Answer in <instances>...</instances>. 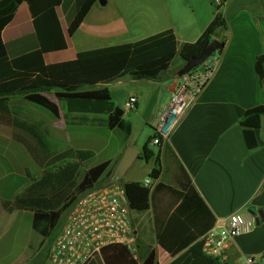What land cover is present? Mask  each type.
Returning a JSON list of instances; mask_svg holds the SVG:
<instances>
[{"label": "crops", "instance_id": "crops-1", "mask_svg": "<svg viewBox=\"0 0 264 264\" xmlns=\"http://www.w3.org/2000/svg\"><path fill=\"white\" fill-rule=\"evenodd\" d=\"M70 4L66 2L56 8L67 47L44 53L47 64L73 59L82 50L133 42L168 29L174 32L177 54L159 78L133 79L125 76L138 84L136 91L129 92L127 97L131 94L137 96L136 112L145 120L149 116L152 124L156 113L167 104L179 82L180 69L184 64L180 55L182 48L199 38L216 10L211 0H98L75 32L69 35L67 14ZM219 10L224 25L217 29L215 37L224 40V46L219 51L218 64L189 109L179 117L171 116L167 120L169 128L163 134V141L172 147L216 220L233 212L249 213L250 210L259 216V223H255L250 231L227 241V264H239L244 255H264V113L256 130V148H247L240 126L246 109L264 106V77L260 80L255 70L257 57L264 55V0H225ZM32 32L30 12L23 1L17 6L12 20L2 29L1 39L13 55L22 48L17 40ZM177 57L180 61L174 64ZM121 70L122 67H112L77 73L69 80L71 84L78 85L75 90L51 88L43 93L60 107L68 97L105 98L123 109V102H116L109 91L110 83L119 82L121 78L109 79ZM143 97L150 100L148 111L142 110L143 101H146ZM29 106L46 116L44 121H38L48 130L53 128V118L57 117L34 103ZM123 111L126 120L129 111ZM11 118L13 121L12 115ZM127 122L132 131L131 122ZM162 150L159 146L161 175L148 183L149 208L131 211L134 232L126 246L138 263L143 262L151 250L157 264H169L178 255L171 256L158 243L170 214L183 196L173 176L175 167L165 160ZM138 158L142 162L140 155ZM145 163L144 175L149 174L155 159ZM145 179L123 178L121 183H144ZM186 260L195 259L190 256L182 259Z\"/></svg>", "mask_w": 264, "mask_h": 264}, {"label": "trees", "instance_id": "trees-1", "mask_svg": "<svg viewBox=\"0 0 264 264\" xmlns=\"http://www.w3.org/2000/svg\"><path fill=\"white\" fill-rule=\"evenodd\" d=\"M23 1L27 3L30 12L33 32L17 40L21 42L22 48L12 55L1 39V31L12 20L17 6ZM97 1L0 0V113L12 115L15 130L29 129L31 139L23 137L16 131L12 132V138L24 146L38 165L50 167L47 172L45 171L46 175H43V178L33 181L22 192L16 194L12 201H7L5 204L29 212L31 228L44 237L57 228L56 222L62 217L63 197L60 192L72 190L83 192L93 186L100 181L101 175L108 166V160L89 167L78 180L77 176L82 162L92 158L95 152L84 148L67 151L52 149L47 138L48 128L40 121L25 122L22 118L21 107L10 104L7 98L19 94L22 99L45 108L55 117H61L66 125L74 123V120L80 123L96 121L105 125L109 130L117 128L123 131V138L126 140L130 135L131 125L124 120L123 109L113 100L68 97L64 99L65 103L60 107L43 92L51 88L75 90L78 85L69 82L75 74L112 67H122V70L110 78V81L125 76L133 79L155 80L169 68L177 54L175 34L168 29L133 42L82 50L70 60L45 63L44 53L67 47L56 8L65 5L66 2L71 3L67 15L69 18L68 34L72 35ZM223 25V15L216 7L212 20L199 38L182 48L180 55L184 64L180 69L181 73L185 72L187 61L190 58L199 57L206 40L209 37H215L217 29L222 28ZM221 42L224 43V40ZM255 70L261 80L264 77L263 54L257 57ZM263 113V105L253 106L243 113L240 126L245 144L249 149H254L258 145L256 130ZM89 114L93 116L89 117ZM156 136L160 140L159 146L163 149L165 160L175 167L173 176L177 186L183 191L180 202L170 214L158 238L159 245L171 256L178 254L169 264H227L202 252L200 237L214 225L216 217L192 183L172 147L163 141L162 136L155 129L154 134L142 146L140 156L146 161L154 156L148 143ZM69 158L72 161H68ZM159 158L160 153L158 152L155 156V164L148 174L153 180L161 175L162 167ZM124 187L132 210L144 211L149 208L150 185L128 181L124 183ZM182 250H185V253H180ZM189 256L195 260L182 261L184 257ZM88 264L157 263L154 261L153 250L143 262L138 263L126 245L115 243L103 247L100 256Z\"/></svg>", "mask_w": 264, "mask_h": 264}, {"label": "rangeland", "instance_id": "rangeland-1", "mask_svg": "<svg viewBox=\"0 0 264 264\" xmlns=\"http://www.w3.org/2000/svg\"><path fill=\"white\" fill-rule=\"evenodd\" d=\"M211 4L216 8L212 1ZM178 61H180L179 58H175L174 64ZM137 87V82L128 77H123L119 82L110 83L109 91L116 102L120 104L123 102L124 104L129 97H127V94L136 91ZM147 97H143V99H146L145 102L143 101V111L150 109V96ZM7 100L10 104L21 107L22 118L25 122L29 123L46 118L38 110H32L29 106L30 102L22 99L19 94L8 97ZM24 111L27 113L24 114ZM128 111L126 121L131 122L132 131L126 140L123 138V131L117 128L109 130L105 125L96 121L80 123L74 120V123L66 125L61 117H57L53 118L55 119V121H52L53 128H50L47 137L50 146L54 150L66 151L79 148L92 149L95 154L92 158L82 162L77 179L79 180L89 167L108 160V166L100 177L101 181L108 180L113 175L115 166L125 148L127 146L141 148L154 134L149 116L145 120V117H141L140 113L136 112V108ZM92 116L93 114H89V117ZM13 131L31 139L28 128L15 130L11 114L0 113V264H33L45 255L55 229L46 237L39 235L31 228L29 212L12 208L11 205H6L5 202L12 201L16 194L22 192L33 181L43 178V175H46L45 171L47 172L50 167L38 165L24 146L11 137ZM148 146L153 149L154 156L152 158L155 159L159 152V146L153 144L152 141L148 143ZM139 159L136 158L126 173L120 179H117L119 183L122 182L123 178L135 177H141V179L146 177L149 181H152L148 174L144 175L143 167L146 165V160L141 158L142 162H140ZM67 160L72 161L71 158ZM60 165L63 166V164ZM81 193L73 190L60 192L64 199H62L63 203L61 202L62 216L71 209ZM61 222L62 217L56 222V226H60Z\"/></svg>", "mask_w": 264, "mask_h": 264}, {"label": "built area", "instance_id": "built-area-1", "mask_svg": "<svg viewBox=\"0 0 264 264\" xmlns=\"http://www.w3.org/2000/svg\"><path fill=\"white\" fill-rule=\"evenodd\" d=\"M221 8L225 0H211ZM220 55L211 52L199 65L180 74V79L166 105L161 107L153 121V128L162 138L167 133V120L184 114L210 80ZM137 96L129 95L123 104L125 111L134 109ZM159 144L158 136L152 139ZM149 179L144 183L148 184ZM131 211L124 184L118 181H98L83 191L71 209L62 216L60 226L55 228L45 255L33 264H88L99 257L103 247L120 243L128 245L134 229ZM255 226L250 213L233 212L216 220L201 237L202 252L227 263V241L246 233ZM264 264V255H244L239 264Z\"/></svg>", "mask_w": 264, "mask_h": 264}, {"label": "water", "instance_id": "water-1", "mask_svg": "<svg viewBox=\"0 0 264 264\" xmlns=\"http://www.w3.org/2000/svg\"><path fill=\"white\" fill-rule=\"evenodd\" d=\"M223 46L224 43L218 40L216 37H209L206 40L199 57L190 58L187 61L185 72L189 71L192 67L199 65L211 52L215 50L220 51ZM140 152H142V149L135 148L133 146H127L115 166V170L110 181H117V179H120L125 174L129 166L133 163V161L139 157ZM249 213L255 218V223L258 224L259 216L257 215V213L251 210L249 211ZM260 213L261 212H259V215H261Z\"/></svg>", "mask_w": 264, "mask_h": 264}]
</instances>
